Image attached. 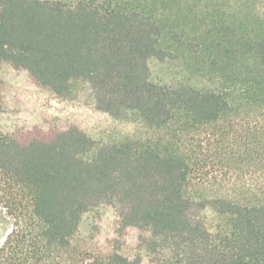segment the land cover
<instances>
[{
  "label": "trees",
  "instance_id": "obj_1",
  "mask_svg": "<svg viewBox=\"0 0 264 264\" xmlns=\"http://www.w3.org/2000/svg\"><path fill=\"white\" fill-rule=\"evenodd\" d=\"M151 20L97 0H0V119L14 113L7 69L55 95L117 82L155 133L91 156L74 123H0V264H264V61L226 56L217 86L159 84ZM208 169L227 190L198 198ZM102 200L117 212L99 225Z\"/></svg>",
  "mask_w": 264,
  "mask_h": 264
},
{
  "label": "rangeland",
  "instance_id": "obj_2",
  "mask_svg": "<svg viewBox=\"0 0 264 264\" xmlns=\"http://www.w3.org/2000/svg\"><path fill=\"white\" fill-rule=\"evenodd\" d=\"M52 1L68 5L76 2ZM97 5L103 11L137 10L156 22L155 39L165 59L153 58L149 65L151 79L159 84L220 85L207 79L217 77L219 63L228 55L245 70L262 68L264 0H97ZM3 75L12 86L15 105L12 119L2 116L0 123L13 120L23 124L48 118L74 123L93 139L91 156L105 145L127 139L146 142L155 135L117 82H101L85 89L78 84L63 95H55L33 86L24 74L5 69ZM209 171L194 176L191 189L198 198L222 195L227 190L209 184H214ZM116 212L105 201H97L91 208L90 220L102 225Z\"/></svg>",
  "mask_w": 264,
  "mask_h": 264
}]
</instances>
